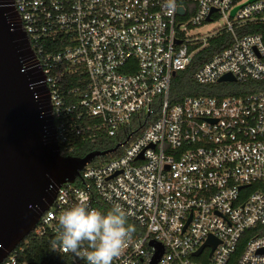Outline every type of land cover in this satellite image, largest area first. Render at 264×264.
Masks as SVG:
<instances>
[{
	"label": "built area",
	"instance_id": "obj_1",
	"mask_svg": "<svg viewBox=\"0 0 264 264\" xmlns=\"http://www.w3.org/2000/svg\"><path fill=\"white\" fill-rule=\"evenodd\" d=\"M12 2L45 77L62 156L82 135V120L114 137L134 116L157 112L117 157L86 165L57 190L35 237L54 240L59 215L78 202L101 213L116 204L134 231L112 264H151L158 248L156 264H227L240 242L235 264H264V91L169 100L175 74L223 33L231 45L196 69L195 83L213 85L227 74L232 83L264 80L261 36L237 33L264 24V0H175L174 13L165 0ZM55 72L84 74L82 86L67 93L77 102L60 93ZM209 238L216 241L211 255L205 246L194 257ZM55 251L87 264L58 244ZM20 252L1 264H26Z\"/></svg>",
	"mask_w": 264,
	"mask_h": 264
},
{
	"label": "water",
	"instance_id": "obj_2",
	"mask_svg": "<svg viewBox=\"0 0 264 264\" xmlns=\"http://www.w3.org/2000/svg\"><path fill=\"white\" fill-rule=\"evenodd\" d=\"M44 79L12 0H0V264L34 230L63 184L73 183L86 165L128 140L81 158L62 156ZM218 82L235 79L227 74ZM205 246L211 255L216 241L209 238L193 256ZM161 253L158 248L151 264Z\"/></svg>",
	"mask_w": 264,
	"mask_h": 264
},
{
	"label": "trees",
	"instance_id": "obj_3",
	"mask_svg": "<svg viewBox=\"0 0 264 264\" xmlns=\"http://www.w3.org/2000/svg\"><path fill=\"white\" fill-rule=\"evenodd\" d=\"M239 36L243 35H260L264 43V24H249L237 31ZM232 43L230 34L223 33L209 41L208 46L200 51L190 65L183 71L175 74L171 81L169 100L176 103L184 97H215L223 99L225 97H243L260 91H264V80L259 82L232 83L221 82L213 85H199L193 80V74L196 69L204 62L211 59L214 55L229 47ZM59 81L60 93L65 96L68 102H77L78 96L67 95L69 89H75L82 86L84 74L70 73L61 74L55 72L53 74ZM157 112L149 116H134L130 125L122 127L118 130L114 137L106 136L105 132L98 128L97 121L82 120L77 123V127L81 128L83 133L80 136H73L67 144L69 151L66 157H84L91 152L106 151L112 149L117 143L123 142L128 136L138 135L140 129L144 128L151 121L156 119ZM122 152V148L118 152L105 157L96 158L89 165L97 166L117 157ZM79 183L77 182V185ZM257 229L261 230L262 227ZM52 237L37 238L31 232L18 248H22L18 258L26 264H73L70 256L56 252L52 247ZM243 243L240 242L237 250L234 252L227 264H235L241 252Z\"/></svg>",
	"mask_w": 264,
	"mask_h": 264
},
{
	"label": "clouds",
	"instance_id": "obj_4",
	"mask_svg": "<svg viewBox=\"0 0 264 264\" xmlns=\"http://www.w3.org/2000/svg\"><path fill=\"white\" fill-rule=\"evenodd\" d=\"M170 13L176 10L175 0H165ZM58 232L52 241L64 253H72L87 264H112L123 250L126 240L134 231L127 223L125 210L114 204L109 211L101 213L78 202L58 217ZM86 246L85 251H81Z\"/></svg>",
	"mask_w": 264,
	"mask_h": 264
},
{
	"label": "rangeland",
	"instance_id": "obj_5",
	"mask_svg": "<svg viewBox=\"0 0 264 264\" xmlns=\"http://www.w3.org/2000/svg\"><path fill=\"white\" fill-rule=\"evenodd\" d=\"M216 27H217V25L216 24H213V25L207 27L205 30H203L202 33L203 32H206L207 30H211L212 28H216Z\"/></svg>",
	"mask_w": 264,
	"mask_h": 264
}]
</instances>
